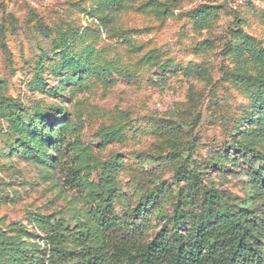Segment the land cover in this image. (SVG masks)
<instances>
[{
  "label": "rangeland",
  "instance_id": "rangeland-1",
  "mask_svg": "<svg viewBox=\"0 0 264 264\" xmlns=\"http://www.w3.org/2000/svg\"><path fill=\"white\" fill-rule=\"evenodd\" d=\"M106 1L0 0V232L37 259L47 231L33 215L96 230L91 212L112 198L127 221L152 191L184 186L181 164L218 161L203 185L243 203L264 164V0ZM202 5L215 12L197 26ZM59 152L80 169V193L64 187ZM172 203L163 190L142 216L147 241Z\"/></svg>",
  "mask_w": 264,
  "mask_h": 264
},
{
  "label": "trees",
  "instance_id": "trees-1",
  "mask_svg": "<svg viewBox=\"0 0 264 264\" xmlns=\"http://www.w3.org/2000/svg\"><path fill=\"white\" fill-rule=\"evenodd\" d=\"M106 2L111 8L117 6L116 0ZM154 7L160 10L164 5L158 3ZM214 10L206 5L198 7L193 12V21L197 26L205 25ZM260 83L259 91L264 95V81ZM64 144L65 140L60 139L59 145ZM214 158L221 162L218 155ZM63 160L62 153H56L53 164L65 177L64 187L80 193V169ZM218 162L203 169L196 163L192 167L181 164L175 179L184 186L179 189L163 186L162 190L152 191L131 211L127 221L115 213L112 198L105 200L103 206L91 212L98 219L96 230L79 229L81 223L77 218L33 215L34 222L47 231L45 248L40 250L46 258L37 259L26 243L16 242L0 232V264H45L46 260L51 264L67 263L77 254L85 264H264V164L248 172L251 195L245 202L237 203L224 191L203 185L207 170L222 167ZM163 190L175 197V203L171 204L173 213L166 218L168 226L147 241L145 232L149 223L142 216L158 206ZM259 197L263 201L257 209ZM138 218L140 222L136 223ZM97 232L98 245H89L98 238ZM68 239L81 248L79 253L68 249Z\"/></svg>",
  "mask_w": 264,
  "mask_h": 264
}]
</instances>
